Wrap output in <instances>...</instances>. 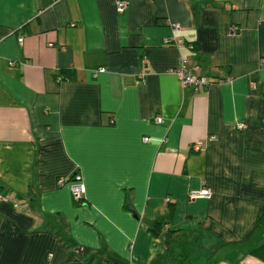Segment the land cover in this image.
<instances>
[{
	"label": "crops",
	"instance_id": "0c3cea01",
	"mask_svg": "<svg viewBox=\"0 0 264 264\" xmlns=\"http://www.w3.org/2000/svg\"><path fill=\"white\" fill-rule=\"evenodd\" d=\"M125 1L0 0V264H264V0Z\"/></svg>",
	"mask_w": 264,
	"mask_h": 264
},
{
	"label": "built area",
	"instance_id": "2783aa9c",
	"mask_svg": "<svg viewBox=\"0 0 264 264\" xmlns=\"http://www.w3.org/2000/svg\"><path fill=\"white\" fill-rule=\"evenodd\" d=\"M126 6H127V1L125 0H115L114 2V8L117 13L123 12ZM178 27H179L178 24H171V30H176L178 29ZM230 31L232 32L233 29H230ZM17 42L18 43L21 42V37L17 38ZM181 42H182L181 39L174 38L172 36L164 37L162 40L163 44L174 45V46L180 45ZM97 71L102 72L104 71V68H98ZM172 72L177 76L181 86H190L193 88L194 91L203 90L208 85L212 84L213 82L215 83L221 82V80H217L213 82L208 80L206 76H204L198 71V67L196 66L188 67L186 64V60L182 58L178 60L177 65L174 68V70H172ZM153 121L154 123H160L161 118L155 117L153 118ZM242 127H243L242 124H237V128H242ZM210 138L213 139V136H211ZM143 140L147 141L148 139L143 138ZM192 148L194 150H198L200 148V142H195L192 145ZM57 184L61 185L63 184V181L61 179H58ZM67 186H68L69 194L72 200L80 201L83 198L84 186H83L80 175L74 174L72 178L69 180ZM210 196H211V191L209 188L204 186L203 181L200 182V186L198 188L191 189L187 193L188 200H193L196 198L208 199L210 198ZM165 200L167 201L168 199L166 198ZM3 201H6V197L0 194V202H3Z\"/></svg>",
	"mask_w": 264,
	"mask_h": 264
},
{
	"label": "trees",
	"instance_id": "16d2710c",
	"mask_svg": "<svg viewBox=\"0 0 264 264\" xmlns=\"http://www.w3.org/2000/svg\"><path fill=\"white\" fill-rule=\"evenodd\" d=\"M70 78V76L69 75H65V76H57V79L59 80H61V79H69ZM172 210H170V212H171ZM159 229H160V223H158V222H154L152 225H150L149 227H148V230H149V232L153 235V236H155V235H157V233H158V231H159ZM166 233H168V232H166ZM165 233V234H166ZM254 252H256V253H259L261 256H263L264 255V244L263 245H261V246H259L258 248H256V249H254L253 250Z\"/></svg>",
	"mask_w": 264,
	"mask_h": 264
}]
</instances>
